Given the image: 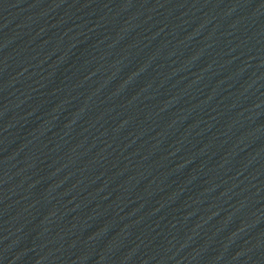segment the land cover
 <instances>
[{
    "label": "water",
    "instance_id": "water-1",
    "mask_svg": "<svg viewBox=\"0 0 264 264\" xmlns=\"http://www.w3.org/2000/svg\"><path fill=\"white\" fill-rule=\"evenodd\" d=\"M0 264H264V0H0Z\"/></svg>",
    "mask_w": 264,
    "mask_h": 264
}]
</instances>
